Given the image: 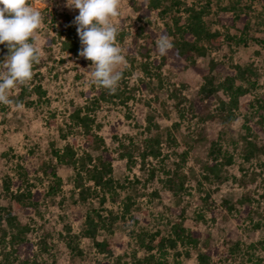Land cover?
I'll use <instances>...</instances> for the list:
<instances>
[{"label": "rangeland", "instance_id": "374dc122", "mask_svg": "<svg viewBox=\"0 0 264 264\" xmlns=\"http://www.w3.org/2000/svg\"><path fill=\"white\" fill-rule=\"evenodd\" d=\"M140 1L120 0L114 23L125 63L116 90L109 91L91 81L90 60L60 47L78 9L65 0H29L42 14L34 33L40 56L31 80L8 92L12 103H0V264H139L144 256L149 264H197L196 248L211 245L213 264H264V155L244 159L243 139L248 125L249 137L264 145V0H157L145 24L135 9ZM187 6L204 8L207 28L225 38L197 57L198 65L221 62L224 67L212 70L216 81L237 76L234 65L251 70L238 77L247 88L228 123L216 115L219 100L228 101L232 90L219 88L199 102L203 80L197 72L158 64L155 41L161 32L172 39L174 19L183 23ZM7 51L0 44V60ZM78 108L93 118L90 131L113 157L110 190L84 177L75 186V165L52 152L70 144L77 158L100 153L71 118ZM213 146L217 152L211 154ZM151 147L159 150L156 156L148 154ZM213 155L217 161L232 157L218 165L217 175L204 168ZM50 168L61 181L45 195ZM172 171L184 180L177 195L165 186ZM35 190L42 192L38 200L27 195L20 202L26 210L16 211L28 227V250L4 234V208L11 204L9 192ZM88 213L97 221L96 238L106 240L112 254L97 251L83 234ZM180 219L187 230L199 231L197 246L145 248L149 234L168 236Z\"/></svg>", "mask_w": 264, "mask_h": 264}, {"label": "trees", "instance_id": "16d2710c", "mask_svg": "<svg viewBox=\"0 0 264 264\" xmlns=\"http://www.w3.org/2000/svg\"><path fill=\"white\" fill-rule=\"evenodd\" d=\"M157 6V0H141L139 4L135 5V9L138 13V19H145L143 22V24H145V21L149 16H147V14L150 13L151 9H154ZM185 11L186 16L183 23H178L179 21L177 18L174 19L175 26L174 30L171 32L173 48L168 51L167 55L162 56L159 54L158 64H169L170 67L177 70H181L185 67H191L195 72H197L203 80V83L200 85L199 91L195 96V99L199 102L204 100V96L206 97L217 92L219 88L225 87L228 90H232L228 101H224L223 99L219 100L216 115L218 118L223 120V122L228 123L235 117L234 109L237 107L238 103L237 96L244 93L247 88L246 86L242 87L241 84L237 83V80L239 78L244 79L246 73L251 74V70L249 68H242L240 65H234L237 76H226L222 81H216V76L212 73V70H220L224 67L221 62L211 59L206 68L199 66L196 58L206 55L209 49H218L225 38L219 31H211L207 28L203 20V13L205 12L204 8L195 9L193 6H187ZM235 16H238V14ZM73 21L74 20L70 21V24L63 33V36L60 39V47L72 54H78V50L81 46L79 37L76 33V26ZM226 42L228 43L229 41ZM37 88L39 87L37 86ZM71 118L74 119V122L82 128L86 141L95 146V148L99 149L100 153L95 157L86 153L84 156L77 158L73 147L70 144H65L62 151L53 149V154L59 162L75 165V186H82L84 177L92 180V184L95 187L97 186L98 188L106 190L112 189L114 186V181L111 175L113 157L102 137L97 134H93L90 131V123L93 121V118L89 117L87 114H82L80 108L76 109L71 114ZM246 128H248L247 134L243 136L245 141L244 159L249 160L253 157L264 155V145L257 143L254 139L249 137L250 133H248V131L250 128L248 125ZM214 152L216 153L217 150L213 146L210 149V153L213 154ZM158 153L159 150L154 147H151L148 151V154L153 156H156ZM86 161L89 163L86 164ZM231 161L232 157L230 155L224 156L222 161H217V158L213 155L212 160L207 162L204 168L207 171L212 172L214 175H217L218 165L222 163L229 164ZM49 171L52 175V182L50 183L48 189L44 192L45 195H49L56 191L59 188L61 181L60 177L53 168H50ZM183 184V177L178 176L175 171H172L171 176L165 179V186L173 193V195L179 194V191L183 189ZM5 188H8L6 183ZM79 192L82 193L83 189L80 188ZM27 195L33 198V202H36L42 195V192L38 190L28 192L27 194L23 192H9L11 204L4 208V234H8L9 240L12 243H19L29 250L31 245L26 239L28 227L26 225H21L16 216L17 210H26L24 205L20 204V202ZM80 196L84 198V195L80 194ZM246 198L247 196L244 195L243 198L239 199L237 202L241 203L242 200ZM103 200L104 197L102 196L101 201ZM229 208L233 209L234 206L229 205ZM84 226L83 234L91 239L96 250L112 254L108 242L104 239L98 240L96 238L98 228L97 221L89 213L86 214L84 218ZM171 228L172 232L168 236H162L158 233V231L149 234V241L144 245L145 248L150 250L154 246H158V248L162 249L165 245L173 248L178 242L197 246V237L199 235L198 230H187L181 224V219L180 221H175ZM157 234H159V236H156ZM154 236L156 237L155 240L153 239ZM153 240L154 243L152 244ZM140 242H142V244L144 243L143 238ZM196 250L197 264H213L211 255L212 252H216V247L211 245L205 250H201L197 247ZM148 258L144 256L141 259H137V261L139 264H149ZM157 263L168 264L166 261H159ZM22 264H26V262H23Z\"/></svg>", "mask_w": 264, "mask_h": 264}, {"label": "clouds", "instance_id": "9594fccd", "mask_svg": "<svg viewBox=\"0 0 264 264\" xmlns=\"http://www.w3.org/2000/svg\"><path fill=\"white\" fill-rule=\"evenodd\" d=\"M65 5L78 9L73 21L81 45L78 55L91 61L87 70L91 81L115 91L122 76L119 66L125 63L114 23L120 15V0H65ZM41 23V11L29 0H0V44L8 49L0 60V103H12L8 92L31 80L33 65L40 56L34 33ZM155 46L163 56L173 43L161 32ZM16 107H21L19 102Z\"/></svg>", "mask_w": 264, "mask_h": 264}]
</instances>
